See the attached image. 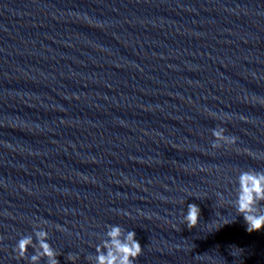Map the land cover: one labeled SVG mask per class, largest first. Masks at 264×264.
<instances>
[{"label": "clouds", "instance_id": "obj_1", "mask_svg": "<svg viewBox=\"0 0 264 264\" xmlns=\"http://www.w3.org/2000/svg\"><path fill=\"white\" fill-rule=\"evenodd\" d=\"M213 137L223 139L229 146L236 143V137L225 135V130L220 131L213 129ZM213 148H222L215 141ZM238 192L236 195L234 207L237 216H242L246 224V231L252 233L264 230V211H261V202H264V171L252 170L241 171L237 179ZM201 209L195 203L187 205V213L183 217V222L188 229L197 227L200 221ZM234 220H225L222 224H218L216 229L223 225L232 223ZM59 230H63L59 225ZM34 236L36 242L33 241L32 235L22 236L16 246L15 253L18 259L27 257L28 249L32 247L34 254L30 257V264H39L44 259L46 264H60L58 252L48 243L49 235L40 225L34 226ZM106 238L101 242L103 248L97 245L95 248V260L89 261V264H135L136 260L142 254V246L136 239V233L132 230H124L119 225H109L105 234ZM78 257L69 254L68 260L75 264Z\"/></svg>", "mask_w": 264, "mask_h": 264}]
</instances>
